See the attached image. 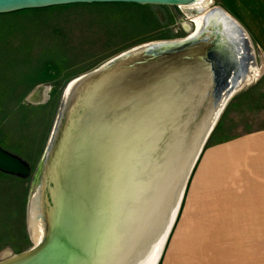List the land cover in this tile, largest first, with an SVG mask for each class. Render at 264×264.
Masks as SVG:
<instances>
[{"label":"water","instance_id":"95a60500","mask_svg":"<svg viewBox=\"0 0 264 264\" xmlns=\"http://www.w3.org/2000/svg\"><path fill=\"white\" fill-rule=\"evenodd\" d=\"M190 1L0 0V14L69 4ZM240 35L222 12L209 10L191 39L139 51L80 82L64 105L67 114L42 174L52 127L29 192L28 204L37 188L46 235L0 264H151L157 250L158 264L216 122L200 140L178 201L191 152L248 63ZM0 171L30 175L24 162L2 149Z\"/></svg>","mask_w":264,"mask_h":264},{"label":"rangeland","instance_id":"374dc122","mask_svg":"<svg viewBox=\"0 0 264 264\" xmlns=\"http://www.w3.org/2000/svg\"><path fill=\"white\" fill-rule=\"evenodd\" d=\"M209 2V8L241 22L260 74L227 102L203 151L264 130V0ZM195 30L174 5L84 3L0 14V149L30 170L28 177L0 171V262L33 247L27 225L29 192L68 83L134 47L184 39ZM203 151L158 264L177 247L184 248L186 240L192 246L186 258L190 264H220V231L201 233L190 220L184 224V202Z\"/></svg>","mask_w":264,"mask_h":264},{"label":"crops","instance_id":"0c3cea01","mask_svg":"<svg viewBox=\"0 0 264 264\" xmlns=\"http://www.w3.org/2000/svg\"><path fill=\"white\" fill-rule=\"evenodd\" d=\"M188 188L184 224L220 231V264H264V130L204 150ZM185 243L164 264H190Z\"/></svg>","mask_w":264,"mask_h":264},{"label":"bare ground","instance_id":"6f19581e","mask_svg":"<svg viewBox=\"0 0 264 264\" xmlns=\"http://www.w3.org/2000/svg\"><path fill=\"white\" fill-rule=\"evenodd\" d=\"M211 5V2H209V0H192L190 2H187L185 4H181L179 5L181 10L183 11V13L186 15V17H188L191 22L194 23V26L196 25V30L194 31V33H192L191 35H189L188 37L184 38V39H177V40H171V41H155V42H150L147 44H143L137 47H134L112 59H110L109 61H107L106 63H104L103 68L96 72L94 69L91 72H88L84 75H81L75 79H73L72 81H70L68 83V85L66 86L64 92V96H63V103H62V107L60 108L59 114L57 116V120L54 121L55 126L53 128V136H52V146L50 149V153L46 159V165L43 168L42 174L48 164V161L53 153V150L57 144L58 141V137L59 134L61 132L65 117L67 114V110L65 108L64 110V105H66V103H71V99L73 96V93L75 91V89L77 88V86L79 85L80 82L84 81L85 79L101 72L102 70L112 66L114 63H116L117 61H119L120 59H123L127 56L133 55L139 51L142 50H146L149 48H158V47H163L164 45H172L175 44L177 45L180 42L183 41H187L189 39H191L196 33H198L201 30L202 27V20H203V16L206 13V11L209 10H219L220 12H222L227 19L233 24V26L239 29V31H241V37L244 41V43L246 44L248 51H249V60L247 65L245 66L244 70L242 71L241 75L239 76L238 80L236 81V83L234 84L233 88L231 89V91L229 92V94L227 95V97L224 99V101L222 102L221 106L218 108V110L215 112V114L213 115V117L211 118L210 122L208 123V125L206 126L205 130L203 131V133L201 134L200 138L198 139L197 143L195 144L191 155L189 157V161L186 167V171L184 174V178H183V182L180 188V193H179V197H178V201L180 198V194L182 191V188L184 186L185 183V178H186V172L189 170L193 160H194V155L197 151L198 145L200 143L201 138L205 135V133L207 132V130L210 128L211 124H214L217 119H218V115L221 114V112L223 111L225 105L227 104V102L234 96V94H236L246 83L251 82L253 79L257 78L260 74V71L258 69V67L255 65V61H254V52H253V48L250 42V39L247 35V33L244 31V29L242 27H240V25L230 16L228 15L225 11L217 8V7H213V8H209V6ZM239 20V19H238ZM241 23V22H240ZM192 24V23H191ZM194 30V29H193ZM177 42V43H175ZM180 45V44H179ZM168 47V46H166ZM99 68V67H98ZM96 72V73H95ZM235 91V92H234ZM218 116V117H217ZM54 125V124H53ZM42 176V175H41ZM38 186V185H37ZM177 201V203H178ZM177 206V204H176ZM176 206L173 210V212L176 209ZM172 212V214H173ZM172 214L170 216V220H172ZM169 223V222H168ZM27 225H28V231H29V235L31 238V241L33 242V247L36 246L39 242H41L45 235H46V225L44 223V221L42 220V217L39 213V208H38V202H37V188L35 190V192L32 194L31 198H30V202L28 204V214H27ZM168 225V224H167ZM167 228V227H166ZM166 230V229H165ZM161 244V243H160ZM160 247V245H159ZM159 249V248H158ZM158 253V250H157ZM156 253V255H157ZM154 257L153 261L151 264H156L158 256ZM18 255L12 256L10 257L8 260L13 259L14 257H16Z\"/></svg>","mask_w":264,"mask_h":264}]
</instances>
